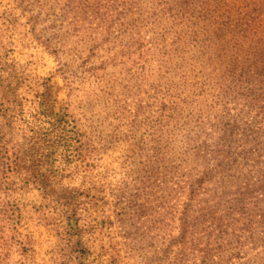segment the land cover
<instances>
[{
    "label": "rangeland",
    "instance_id": "1",
    "mask_svg": "<svg viewBox=\"0 0 264 264\" xmlns=\"http://www.w3.org/2000/svg\"><path fill=\"white\" fill-rule=\"evenodd\" d=\"M5 148L2 264H264V0H0Z\"/></svg>",
    "mask_w": 264,
    "mask_h": 264
},
{
    "label": "trees",
    "instance_id": "2",
    "mask_svg": "<svg viewBox=\"0 0 264 264\" xmlns=\"http://www.w3.org/2000/svg\"><path fill=\"white\" fill-rule=\"evenodd\" d=\"M62 121L64 122L65 120L64 119L56 120L54 122V126H56L57 128L59 127L61 130H63L65 132L66 127H65V125L62 124L63 123ZM57 123H60V126H58ZM30 150L32 151V149H30ZM0 155H1V159H2L3 163L5 164L3 167V174H4L5 179H6L5 185L7 186L6 189H7L8 197H10V195H11L9 193H13L17 189V186L19 184L22 185L21 187H24L25 184H28V183L30 184V182L33 183L32 178H33V175L35 173L34 164L25 165L24 163H22L21 159L23 157H22L20 151L12 153V151L5 148V149H3V151L0 152ZM196 157L198 159L203 157L201 155L200 151H199V153H196ZM199 164H201V163L199 162L198 164H195V165L198 166ZM226 166L227 165L225 163H222V162H219L215 165L213 162H211V163L206 164L205 167L202 165V167H203L202 174H201L200 178L197 180V184H195L192 188L191 197L195 196V194L198 192V190H200V188L202 187V185L205 181L213 180V177H215V175L219 174L220 171L224 174V176H226V179L224 178L221 180L220 184L223 186V188L222 189H215L216 194H218L219 190H222L223 192L228 193V191H229L228 188L231 187L232 183H231V181H229V179L227 177L230 175H229V169ZM28 175H29V177H27ZM20 176L22 177V180L18 181ZM241 185H243V182L239 181L238 186H237L238 189L235 188L236 189L235 191L238 190L237 194H239L236 196H237V198H240V199L247 196L246 195V188L242 187ZM222 191L220 193H222ZM8 201H6L3 204V208L1 211V214L3 215V217L10 214L11 211L14 212L13 208L12 207L10 208V203L8 204ZM8 206H9V209H7ZM187 213H188V208L185 212V216L187 215ZM2 261L3 260H1L0 264H2Z\"/></svg>",
    "mask_w": 264,
    "mask_h": 264
}]
</instances>
